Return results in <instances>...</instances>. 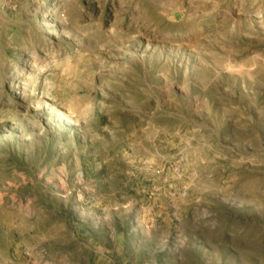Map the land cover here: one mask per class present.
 <instances>
[{"label": "rangeland", "instance_id": "1", "mask_svg": "<svg viewBox=\"0 0 264 264\" xmlns=\"http://www.w3.org/2000/svg\"><path fill=\"white\" fill-rule=\"evenodd\" d=\"M0 264H264V0H0Z\"/></svg>", "mask_w": 264, "mask_h": 264}]
</instances>
